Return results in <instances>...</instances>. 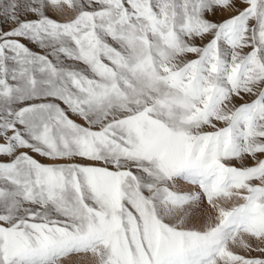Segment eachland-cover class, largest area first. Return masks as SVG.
Returning a JSON list of instances; mask_svg holds the SVG:
<instances>
[{"label":"snow or ice","instance_id":"6c2138e0","mask_svg":"<svg viewBox=\"0 0 264 264\" xmlns=\"http://www.w3.org/2000/svg\"><path fill=\"white\" fill-rule=\"evenodd\" d=\"M0 264H264V0H0Z\"/></svg>","mask_w":264,"mask_h":264}]
</instances>
